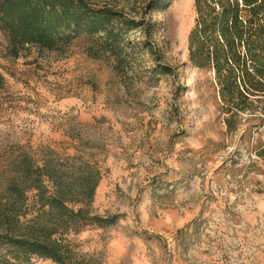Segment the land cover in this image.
Instances as JSON below:
<instances>
[{
  "label": "rangeland",
  "instance_id": "obj_1",
  "mask_svg": "<svg viewBox=\"0 0 264 264\" xmlns=\"http://www.w3.org/2000/svg\"><path fill=\"white\" fill-rule=\"evenodd\" d=\"M147 18L158 59L129 34L126 73L87 39L10 57L0 32V163L81 141L103 170L92 211L119 215L67 235L89 264H264V115L240 113L226 131L212 74L188 60L193 0Z\"/></svg>",
  "mask_w": 264,
  "mask_h": 264
},
{
  "label": "trees",
  "instance_id": "obj_2",
  "mask_svg": "<svg viewBox=\"0 0 264 264\" xmlns=\"http://www.w3.org/2000/svg\"><path fill=\"white\" fill-rule=\"evenodd\" d=\"M126 1L0 0L6 54L17 57L30 47L61 54L73 41L87 39L91 57L110 55L117 72L126 73L130 51L124 47L134 52L129 44L135 41L128 36L141 34L148 58L157 60L147 14L163 0ZM193 7L188 60L212 74L223 123L233 131L240 113L258 109L264 115V0H193ZM260 100L261 107L254 105ZM81 144L77 141L72 154L46 148L2 160L0 264H30L33 257L89 264L67 235L114 225L119 215L92 211L103 170Z\"/></svg>",
  "mask_w": 264,
  "mask_h": 264
}]
</instances>
